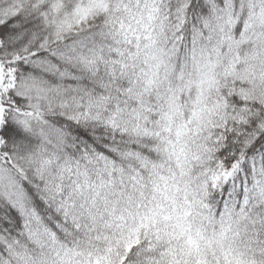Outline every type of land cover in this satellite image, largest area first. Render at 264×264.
Here are the masks:
<instances>
[{
    "label": "snow or ice",
    "instance_id": "1",
    "mask_svg": "<svg viewBox=\"0 0 264 264\" xmlns=\"http://www.w3.org/2000/svg\"><path fill=\"white\" fill-rule=\"evenodd\" d=\"M0 264H264V0H0Z\"/></svg>",
    "mask_w": 264,
    "mask_h": 264
}]
</instances>
